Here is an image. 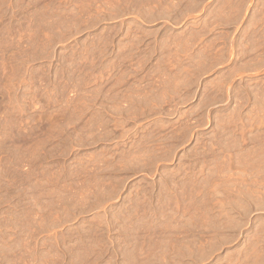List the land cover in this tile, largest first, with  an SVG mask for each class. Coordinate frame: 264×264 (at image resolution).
I'll list each match as a JSON object with an SVG mask.
<instances>
[{"label": "rangeland", "instance_id": "obj_1", "mask_svg": "<svg viewBox=\"0 0 264 264\" xmlns=\"http://www.w3.org/2000/svg\"><path fill=\"white\" fill-rule=\"evenodd\" d=\"M0 264H264V0H0Z\"/></svg>", "mask_w": 264, "mask_h": 264}]
</instances>
